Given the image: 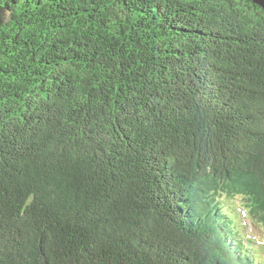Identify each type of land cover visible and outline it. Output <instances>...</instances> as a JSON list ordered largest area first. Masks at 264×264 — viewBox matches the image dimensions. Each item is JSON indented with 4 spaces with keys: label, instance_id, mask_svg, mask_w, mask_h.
<instances>
[{
    "label": "trees",
    "instance_id": "16d2710c",
    "mask_svg": "<svg viewBox=\"0 0 264 264\" xmlns=\"http://www.w3.org/2000/svg\"><path fill=\"white\" fill-rule=\"evenodd\" d=\"M0 7V264H256L231 204L264 227V10Z\"/></svg>",
    "mask_w": 264,
    "mask_h": 264
},
{
    "label": "rangeland",
    "instance_id": "374dc122",
    "mask_svg": "<svg viewBox=\"0 0 264 264\" xmlns=\"http://www.w3.org/2000/svg\"><path fill=\"white\" fill-rule=\"evenodd\" d=\"M233 211L238 214L242 234L246 238L243 244L238 245L240 252H243L244 255L255 257L257 262L264 264V231L259 227L252 226L246 215H244L243 210L239 209V211H236L233 209Z\"/></svg>",
    "mask_w": 264,
    "mask_h": 264
},
{
    "label": "water",
    "instance_id": "95a60500",
    "mask_svg": "<svg viewBox=\"0 0 264 264\" xmlns=\"http://www.w3.org/2000/svg\"><path fill=\"white\" fill-rule=\"evenodd\" d=\"M254 3L264 10V0H254ZM8 14L3 7H0V27L7 23Z\"/></svg>",
    "mask_w": 264,
    "mask_h": 264
},
{
    "label": "bare ground",
    "instance_id": "6f19581e",
    "mask_svg": "<svg viewBox=\"0 0 264 264\" xmlns=\"http://www.w3.org/2000/svg\"><path fill=\"white\" fill-rule=\"evenodd\" d=\"M222 208H223V206H222ZM233 216H234V214H233ZM238 225V224H237ZM255 254V253H254Z\"/></svg>",
    "mask_w": 264,
    "mask_h": 264
}]
</instances>
